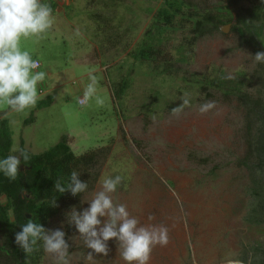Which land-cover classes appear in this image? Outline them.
Segmentation results:
<instances>
[{
  "label": "rangeland",
  "instance_id": "1",
  "mask_svg": "<svg viewBox=\"0 0 264 264\" xmlns=\"http://www.w3.org/2000/svg\"><path fill=\"white\" fill-rule=\"evenodd\" d=\"M162 1L48 0L54 4L51 29L41 39L21 42L39 62L34 71L46 73L37 85V103L48 97L52 101L24 113L0 103V115L11 132L10 155L17 154L13 150H19L21 141L31 154H39L63 138L75 155L97 154L93 186L46 226L63 225L70 243L69 264H124L111 240L107 257L86 260L88 249L66 222L72 207H87L106 175L124 177L113 199L140 225L168 228V244L154 247L148 264H225L228 259L251 264L254 248L264 246V224L246 219L250 181L239 163L247 149L243 107L232 96L187 82L191 77L202 81L239 76L243 89L257 95L264 63L252 56L264 52V39L261 48L245 42L232 29L231 17L192 41L190 26L184 23L165 34L156 60H136L133 52ZM186 1L204 15L225 12L220 0ZM240 7H257L264 16L260 0H242ZM235 12L232 9L231 15ZM225 25L226 33L221 31ZM179 45H184L181 58ZM168 64L172 74L156 72V67ZM90 72L98 78L96 95L103 99L102 106L94 100L87 106L77 103ZM122 78L128 88L116 99L113 91ZM184 98L190 99V106L174 114L171 109ZM207 102L214 107L200 113L199 106ZM0 200L5 202L4 197ZM39 264H53V258L44 252Z\"/></svg>",
  "mask_w": 264,
  "mask_h": 264
},
{
  "label": "trees",
  "instance_id": "2",
  "mask_svg": "<svg viewBox=\"0 0 264 264\" xmlns=\"http://www.w3.org/2000/svg\"><path fill=\"white\" fill-rule=\"evenodd\" d=\"M220 1L224 4V13L204 15L190 9L186 0H163L155 10L150 27L143 33L133 57L139 61L153 62L161 54L159 47L166 39L165 34L177 31L184 23L189 24L190 39L194 41L230 22L231 17L232 20L235 19L232 29L237 30L245 42L261 48V41L264 39L262 11L257 7H240L242 0ZM47 4L53 8L54 4ZM232 9H236V12L231 15ZM183 47L184 45L177 47L180 58ZM155 70L158 74H172L173 68L172 64H168L156 67ZM259 80L261 88L257 95L243 89L244 81L239 76L227 79L225 75H221L202 81L191 77L187 80L199 90L213 89L225 97L232 96L243 107L247 149L239 163L247 169L249 175L250 207L246 219L254 225L264 224V67L260 70ZM127 88L128 80L122 78L114 88V97L120 99ZM51 101L52 98L48 97L39 101L37 107H46ZM23 144L21 141L19 149L29 153L28 164L18 166V175L14 181L0 175V198L5 199L4 203L0 200V264L40 263L43 250L26 257L13 243L14 234L20 231V225L29 218L46 229L48 220L57 215L61 208L75 204L81 198L83 193L75 197L68 192L58 193L53 187L58 179L67 182L70 173L75 170L81 174L79 178L82 181H87L88 189L97 180V154L94 151L75 155L66 143V138L39 154H31ZM11 146L8 120L0 115V158L10 155ZM18 154L19 152L16 155ZM27 214L29 218L26 217ZM251 264H264V246L254 248Z\"/></svg>",
  "mask_w": 264,
  "mask_h": 264
},
{
  "label": "clouds",
  "instance_id": "3",
  "mask_svg": "<svg viewBox=\"0 0 264 264\" xmlns=\"http://www.w3.org/2000/svg\"><path fill=\"white\" fill-rule=\"evenodd\" d=\"M260 3L264 5V0H260ZM52 25V8L41 3V0H0V103L11 112L24 113L34 108L39 99L37 85L46 78L44 71H34L39 67V62L22 48L21 42L30 38H43ZM252 58L256 63H264V52L258 51ZM88 81L77 103L87 106L94 100L102 106L103 99L96 95L97 76L90 72ZM181 101L179 106L171 109L174 114L190 106L189 98ZM213 107V102H207L201 104L198 111L205 113ZM13 151L19 154L0 158V175L9 181L16 180L18 166L22 163L27 165L30 160L28 152L22 149ZM80 175L73 170L67 182L58 179L53 187L60 194L68 192L75 197L88 189L87 181H82ZM123 179L119 174L104 176L100 181V190L86 201L87 207L79 210L72 207L65 214L67 224L74 228L88 249L85 257L88 261H93L97 256L107 257L110 252L108 242L111 240L120 249L124 264H148L152 249L157 245L164 247L169 242L167 227L140 225L124 204L114 202L112 194ZM13 243L26 257L42 249L53 258V264H69L70 243L63 225L45 229L42 224L29 218L20 225V231L14 234ZM225 264H240V261L228 259Z\"/></svg>",
  "mask_w": 264,
  "mask_h": 264
},
{
  "label": "water",
  "instance_id": "4",
  "mask_svg": "<svg viewBox=\"0 0 264 264\" xmlns=\"http://www.w3.org/2000/svg\"><path fill=\"white\" fill-rule=\"evenodd\" d=\"M228 28H229V26L225 25V26L221 27V31L226 33V32H228ZM21 169H22V167H21ZM26 217L29 218V215L27 214Z\"/></svg>",
  "mask_w": 264,
  "mask_h": 264
},
{
  "label": "built area",
  "instance_id": "5",
  "mask_svg": "<svg viewBox=\"0 0 264 264\" xmlns=\"http://www.w3.org/2000/svg\"><path fill=\"white\" fill-rule=\"evenodd\" d=\"M42 2H48V0H41V3H42ZM79 105H80V104H79Z\"/></svg>",
  "mask_w": 264,
  "mask_h": 264
}]
</instances>
